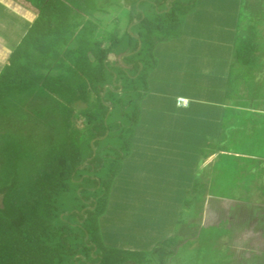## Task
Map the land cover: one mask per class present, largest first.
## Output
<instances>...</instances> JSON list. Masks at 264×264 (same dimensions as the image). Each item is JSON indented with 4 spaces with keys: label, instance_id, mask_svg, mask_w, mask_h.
<instances>
[{
    "label": "trees",
    "instance_id": "obj_1",
    "mask_svg": "<svg viewBox=\"0 0 264 264\" xmlns=\"http://www.w3.org/2000/svg\"><path fill=\"white\" fill-rule=\"evenodd\" d=\"M13 1L30 11L33 20L0 67V264H154L153 252L112 242V230L122 231L123 223H104L103 216L124 162L138 147L141 105L157 67L154 51L179 37L202 0H124V31L101 37L96 15L107 8L99 0ZM257 22L236 41L237 63L227 88L235 94L241 88L258 104L264 99L257 81L264 72V36ZM79 104L85 106L77 110ZM78 117L84 119L82 129ZM241 127L240 145L232 144L236 132L219 147L210 141L204 145L200 133L194 134L198 145L191 149L181 146L180 137L176 142L180 152L193 157L195 168L199 157L224 153L209 186L195 169L191 178L179 180L189 183L187 192L167 196L177 231L160 246L170 253L171 264L199 259L217 264L210 255L216 246L211 237L229 235L233 227L223 229V209L217 217L209 212V226L201 227L207 191L216 193L219 178L229 179L230 186L253 181L251 169L258 165L253 150L263 148L249 144L247 124ZM124 193L123 203L117 204L119 216L135 200ZM152 200L157 207L164 203L161 196ZM184 225L196 241L180 235Z\"/></svg>",
    "mask_w": 264,
    "mask_h": 264
},
{
    "label": "crops",
    "instance_id": "obj_2",
    "mask_svg": "<svg viewBox=\"0 0 264 264\" xmlns=\"http://www.w3.org/2000/svg\"><path fill=\"white\" fill-rule=\"evenodd\" d=\"M244 9L247 11L246 13L248 15L250 14V17H248L249 24L247 23V14L244 13ZM242 18H244L243 21ZM32 20L33 17H31L29 22ZM253 22L259 24V30L264 36V0H202L199 8L189 15L185 24V31L187 30L186 33L189 37L187 39L189 45L185 46V50L190 51L189 49L191 48L194 52L196 51V53L198 51V53L196 54V59L191 58V60L188 61L187 59V62H184L191 68V71L186 72V74H190V76L193 77V87L188 88V86L180 85L178 83L181 81L177 80L173 85L174 92L170 94L165 92L166 96H164L154 93L153 90L155 85H153L150 94H147L144 97L141 105V117H143V122L140 128L142 132L139 134V138H141L140 140L143 141V136L145 135L153 136V138H155L153 139L154 141H157L160 137L162 130L156 125L159 123L158 120L161 119L158 118L157 115L159 114L157 111L158 108L161 109V111L163 110L162 114L165 117L168 116L166 117L167 122L170 119V122H168L169 127L174 126L175 128V134L171 140L172 142L170 141L172 144L171 146L175 147L174 153L172 152L175 157L172 156L171 152L164 154L165 156H163V161L170 166L174 165V169L172 171L169 167L168 172L167 168H163L161 170H163V172L167 171L166 174L161 173L157 176L160 180H166L165 184L168 186L167 188L169 190L167 189L168 191L163 193V191L155 192L156 190L153 189L152 192H150L151 195L165 194V196H171L179 193L184 194L187 192L185 190L189 189L188 186L190 185H188V182L182 184L179 180L184 177L187 179L188 176L189 178L192 177V174L195 171V167H193L194 160L192 156L191 158H187V154L181 156L185 160L178 158V148L173 141L179 139V137L182 139V143L186 144L188 139L190 140L194 138L195 133H197L198 136L200 133L201 136H205L203 142L204 145L210 141L213 145L219 147L224 146L227 140L231 139L232 132H242L241 126L247 124V129L251 138L249 144L263 146L264 148V99L258 104L254 103L252 97L246 96V92H242V90H240L241 88L239 89L240 91H237V94L232 91V97H228V94L231 95L232 92H229L227 88L231 67L237 63L234 51L236 41L241 37L242 33L240 32L243 30V27L248 25L250 28V25ZM16 23L22 25L21 19L17 18L13 24ZM13 24L11 25V32L14 34L18 31V28L17 25ZM20 27L21 26H19V28ZM12 33H7L2 40L3 43L0 44V48H5L0 50V67L4 64L10 51L19 41L18 40L16 43L15 38L11 39L13 36ZM10 42H12L11 46L9 45ZM4 50H7V53H4ZM261 64H264V58L261 59ZM257 81L260 83V93L263 95L264 72L257 75ZM255 93L259 94V90L255 91ZM242 95L244 96L242 97ZM178 98L187 99L188 105L178 106ZM247 103L250 105L247 106ZM254 104L256 105L254 106ZM174 118L175 120L172 121ZM186 132H189L192 136H186ZM191 144L192 143L186 144L185 147L189 146V149H191L194 145ZM144 147L145 146H138L139 150L137 152L139 153V156L144 154ZM185 152L187 153L188 151ZM149 153L146 152L147 155H149ZM221 153L224 152L217 151L211 155H216L215 160L210 167V175L212 178L216 172L215 164L217 161H220ZM211 156L205 158L202 163ZM252 159L258 163V165L251 169L254 177L256 178L257 176L260 177L259 175H264V156H259L257 153L255 156H252ZM202 163L198 171L202 172L200 175L204 177L209 172L203 171ZM189 166L191 167L189 168ZM140 168L141 169H139L138 172L139 175L142 176L141 178L148 177L149 169L146 166L145 168H142V166ZM150 184H152V182ZM168 199V197L163 198L164 203L159 204L157 207L151 197L152 201H149L147 204L145 203L144 207L141 206L143 208H139V211H145V213L148 211L147 216L142 213L143 215H139L140 217L137 218L135 217L137 215L133 214L132 221L134 222H124V229L122 231H119L117 228L112 230L109 237L111 238V241L117 242L120 246H126L127 248L153 252L157 259L159 256L161 257V264H171V257L169 259L167 258V255L170 253L166 252L160 246L163 239L174 235L177 231L176 213L172 212L173 209L169 206L171 203L168 202ZM212 207L214 206L211 204L205 205V213L201 224V227L203 228L210 224L208 213L213 211ZM162 210H165L163 217H161ZM218 211L220 213L219 208ZM137 222L141 223L139 225L140 227L135 226ZM185 230L191 229L186 225L182 226L180 235L186 236L183 233ZM230 235H233V232L229 235H224L221 238H213L216 239V245H219L222 240L224 241L223 238H225V236ZM189 237H191L189 240L196 241L195 236L190 235ZM213 238L211 240L215 241ZM185 242L186 240L180 244ZM257 249L258 248L255 250ZM156 250L157 252H155ZM227 254L228 256L225 264H259L257 259L261 256L258 255L259 257H257L253 251V253L249 252L246 256L247 260L250 259L251 261L232 262L233 257L228 249Z\"/></svg>",
    "mask_w": 264,
    "mask_h": 264
},
{
    "label": "rangeland",
    "instance_id": "obj_3",
    "mask_svg": "<svg viewBox=\"0 0 264 264\" xmlns=\"http://www.w3.org/2000/svg\"><path fill=\"white\" fill-rule=\"evenodd\" d=\"M99 2H101V4L106 6L107 12L105 14L104 13L102 14L100 12L98 13V15H96V18L97 19L100 18L101 20L100 19L99 20L102 23L97 33V37H101L104 35L105 32H110V31L119 30L120 32H123L127 22L126 16L124 15L125 11H127L126 10L127 5L125 1L122 0L120 4L115 3L114 0H99ZM246 12L247 11H245L244 9V13ZM31 17H33L32 13L26 10L24 7H22V5H20L19 3L13 0H0V44L3 43L2 40L4 39V36L7 33L9 34L12 33L11 25L15 22L17 18H20L22 21V25L20 23L13 24V25H17L18 31L14 33L15 35L12 33L13 36L11 37V39L15 38L16 39L15 41L17 43V41L20 39L22 34H24L27 26L29 25L30 23L29 21ZM246 17L248 19L247 23L249 24L250 22H248L249 21L248 17H250V14L249 15L247 14ZM243 20L244 18H242V21ZM19 26L21 27L19 28ZM248 28H249L248 25H245L243 27V30H241L240 32L242 33V35L239 33L241 37L247 34ZM186 32L187 30L186 31L185 29L182 30L179 37H177L174 40H170L160 44L157 47V50L154 51V55L157 60L156 61L157 67L152 72L148 85L150 89L153 88V85H155L153 91L157 95L166 96L165 92L169 94L174 92L173 85L177 80L181 81L178 83L180 85L188 86V88L193 87L194 84V81L192 82L193 77L190 76V74L189 75L186 74V72L191 71V68L184 61L187 62V59L189 61L191 60V58L196 59V54L198 53V51L196 53V51L194 52L191 48L189 49L190 51L185 50V46L189 45L187 40L189 37ZM9 45L11 46L12 42H10ZM1 49L3 50L5 48H0V50ZM6 51L7 50H4V53H7ZM191 82L192 84L190 85ZM156 89H160V90H156ZM84 106L85 105L83 104H79L77 106V110L83 108ZM157 111L159 113L157 114L158 118H161L158 120L159 123L156 124L162 130V132L160 133V137L158 138L157 141H154L153 139L155 138H153V136L145 135L143 136L144 140L142 141L140 140L141 138H139L140 135L138 133L135 134L137 140H139L137 145L145 146L144 147L145 151H143L144 154L139 156L138 155L139 153L137 152L139 150L138 147L136 149L133 148V152L131 153L130 157L124 162L123 170L114 182L111 204L106 214L103 216L105 218L104 223H106L107 219H113L114 220L113 222L118 221V223L122 222L123 224L129 223L130 221L133 220L132 215L137 210H139V208L144 207V204L142 203L144 199H151V197L152 199H154L157 198L158 196H161L162 198L167 197L165 196V194L157 196V195H151L150 193L152 192L153 189L156 190L155 192L163 191L164 193L165 191H168L169 190L167 188L168 186L165 184L166 180L163 179L160 180L159 178H157V176L161 173L166 174L167 171L169 172V167L171 168L172 171L174 169V165L170 166L169 164H166L165 161H163L164 160L163 156H165L164 154H168L170 152L174 153L175 151V147L171 146L172 145L171 140L175 134V128L174 126L169 127L168 122H170V119L168 122L166 121V117L168 116L165 117L162 114L163 110L161 111V109L158 108ZM142 118L143 117H141L140 115V120L138 125L139 128H141L142 126L141 125L143 122ZM174 120L175 118L172 119V121ZM76 125L78 128L82 129L84 125V119L78 117L76 120ZM242 132L240 131L239 133L238 131L235 134L233 133V135L231 134L233 136L232 144L234 145L243 144L242 142L244 139V133ZM185 135L192 136V134H190L189 132H186ZM239 137H241V140L239 139ZM178 140L179 139L174 140L173 142L176 143ZM187 141L188 142L186 144L192 143L198 145V140H196L195 142L194 139H190V140L188 139ZM186 144L184 143L183 145L185 146ZM178 149H179L178 158L184 159L180 156V153L187 154L185 152L187 148L185 147L184 148L185 150L183 152H180L181 150L180 147ZM253 151L256 154L258 153L259 156H264V148L257 147V149ZM146 152L147 153L150 152L149 155H147ZM173 153L172 156L175 157ZM215 157L216 155H213L210 158L206 159L203 163H202L203 158L199 157L195 168L196 169L195 173L197 175L202 174V172L198 171L202 163V167L204 169L203 171L209 172L202 179V181L204 183H207L208 186L211 184V180H212V177L210 175L211 172L210 167L212 166ZM141 166L142 168H145L146 166L149 169V176H148L149 178L148 177L141 178L142 176H140L138 172V170L141 169L140 168ZM163 168L164 169L167 168V171L163 172V170H161ZM259 176L260 177L258 176L256 178L254 177L253 181L251 178V180L245 182L243 185L242 183H238L237 186L234 185L230 186V184H227V182L228 183L230 182L229 179L227 180L224 178H219L217 180L219 183L216 186L217 188L215 190L216 193L214 194L216 197L212 195L211 192L209 193V191H207L204 206L206 204L213 205L214 206L212 207L213 211L211 212L214 215H216V217L219 216L218 208L220 211L223 209L225 213V217L224 219L221 220V222L224 223L225 225L224 226L220 224L219 225L222 226L223 229H230L229 228L230 226L233 227V235L225 236V238H223L224 241L222 240L219 245L213 243V245L216 246L214 247L215 249L211 251L210 255L212 256V258L217 257L215 258V262H217V264H225V261H227L226 258L228 256L227 249L232 254L231 255L233 257L232 262L251 261L250 259L247 260L246 256L248 255L249 252L253 253L254 251L257 257H259L258 255H261L260 258L257 259L258 263L264 264V175L262 174V176L261 175ZM151 182L152 184H150ZM158 183L160 184V187ZM124 192L127 193L126 196H128L129 198L130 195L131 196L133 195L135 200L133 201L127 200L131 202L129 203V205H127V207L129 208H127L126 211L121 212L122 214L121 216H119L117 204L123 203L120 198L122 197L123 194H125ZM140 205L143 207H141ZM136 213L138 215H143L142 213L145 212L138 211ZM124 218H125V223L123 221ZM212 225L215 224L211 223V227H213ZM220 226H218V228H220ZM104 229L105 228H103V232ZM211 230L212 232L210 231V234L215 235V232H213L214 231L213 228ZM183 233L186 236L191 235L190 230H185ZM211 238H213V236ZM213 240L216 241V239L214 238ZM256 248L258 249L255 250ZM155 252H157V250ZM185 256L187 259L189 258V254L186 253ZM170 257L171 255L168 254L167 258ZM161 261L162 259L159 256L154 264H161L160 263ZM171 263H172V258H171ZM176 264H183V261L182 260L181 262L178 261V263ZM195 264H202V263L199 259L198 262Z\"/></svg>",
    "mask_w": 264,
    "mask_h": 264
},
{
    "label": "built area",
    "instance_id": "obj_4",
    "mask_svg": "<svg viewBox=\"0 0 264 264\" xmlns=\"http://www.w3.org/2000/svg\"><path fill=\"white\" fill-rule=\"evenodd\" d=\"M177 104L178 106H187L188 105V100L185 98H178L177 99Z\"/></svg>",
    "mask_w": 264,
    "mask_h": 264
},
{
    "label": "water",
    "instance_id": "obj_5",
    "mask_svg": "<svg viewBox=\"0 0 264 264\" xmlns=\"http://www.w3.org/2000/svg\"><path fill=\"white\" fill-rule=\"evenodd\" d=\"M141 47V46H140Z\"/></svg>",
    "mask_w": 264,
    "mask_h": 264
}]
</instances>
